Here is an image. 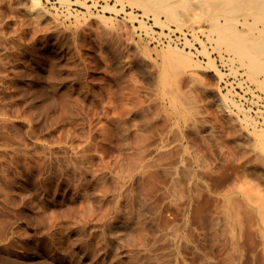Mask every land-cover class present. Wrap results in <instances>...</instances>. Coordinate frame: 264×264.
<instances>
[{"label": "rangeland", "instance_id": "374dc122", "mask_svg": "<svg viewBox=\"0 0 264 264\" xmlns=\"http://www.w3.org/2000/svg\"><path fill=\"white\" fill-rule=\"evenodd\" d=\"M81 1L0 0V264H264V0Z\"/></svg>", "mask_w": 264, "mask_h": 264}, {"label": "bare ground", "instance_id": "6f19581e", "mask_svg": "<svg viewBox=\"0 0 264 264\" xmlns=\"http://www.w3.org/2000/svg\"><path fill=\"white\" fill-rule=\"evenodd\" d=\"M81 2H82V4H84L86 6L89 5L84 0ZM36 4H40L39 0H36ZM109 5H110L109 7H112V4H109ZM261 6H262V9L260 12H263L264 11V2L261 3ZM104 7H106V5H104ZM134 16H136V15L134 14ZM155 22L163 24V20L160 21V19L158 18L157 15H155ZM193 35H196V33L193 32ZM203 45H204V43H203ZM226 46H227V50L236 52L239 57L245 56L247 54H253V53L256 54L258 52H264L263 46H260V47L256 48L255 50H252L250 48L249 44H246V43L245 44H238L237 42H232V43H227ZM176 52L178 54L183 53V52H178V51H176ZM186 52L189 53L187 50H186ZM160 55L163 59L173 58L174 57L173 48H171L170 46H167V49L166 48L163 50L161 49ZM207 56L210 58L209 52H207ZM190 59L192 62L194 61L191 55H190ZM253 59L254 60H250V64H249L250 69L256 70V68H260L261 66H264V59H260V60H258V58H256V59L253 58ZM209 62H210V65L213 69H215L218 73H221L220 70H218L216 68L215 64L212 62L211 59L209 60ZM164 74H165V71L163 69V71L161 72V78L162 79L164 78ZM240 82H242V79L240 80ZM225 98H226V96H225ZM232 105L233 106L236 105L239 109H241L240 105H238V102L236 100H232ZM242 119L245 120V118H242ZM250 132L254 136L255 139H257V140L259 139V140L264 141V128L263 127H259V126L257 127L256 125H252V129L250 130Z\"/></svg>", "mask_w": 264, "mask_h": 264}, {"label": "built area", "instance_id": "2783aa9c", "mask_svg": "<svg viewBox=\"0 0 264 264\" xmlns=\"http://www.w3.org/2000/svg\"><path fill=\"white\" fill-rule=\"evenodd\" d=\"M145 25L147 26V28H144V32H147L148 35L147 37L150 39L151 42H155L157 44H164V43H177V44H181V43H185L187 40L190 41L191 39L193 40L195 35H193V32L188 31V30H174V29H167V31H159L155 25H153L150 22V19H144V17H142ZM239 91H241V88H239V90L237 91V94H233L234 96V100L241 101V93H239ZM245 94H243L244 96ZM261 100V99H259ZM244 101L246 102V99H244ZM257 101V100H256ZM243 102V101H242ZM243 104V103H241Z\"/></svg>", "mask_w": 264, "mask_h": 264}]
</instances>
